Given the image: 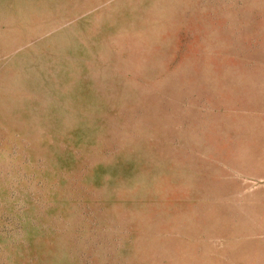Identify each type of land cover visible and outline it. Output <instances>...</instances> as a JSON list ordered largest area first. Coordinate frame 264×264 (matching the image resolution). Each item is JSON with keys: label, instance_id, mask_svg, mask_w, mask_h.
<instances>
[{"label": "rangeland", "instance_id": "obj_1", "mask_svg": "<svg viewBox=\"0 0 264 264\" xmlns=\"http://www.w3.org/2000/svg\"><path fill=\"white\" fill-rule=\"evenodd\" d=\"M0 264H264V0H0Z\"/></svg>", "mask_w": 264, "mask_h": 264}]
</instances>
